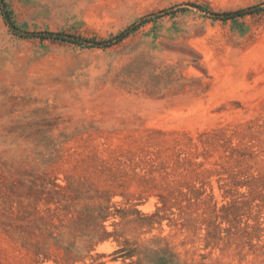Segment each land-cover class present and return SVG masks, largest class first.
<instances>
[{
	"label": "rangeland",
	"instance_id": "374dc122",
	"mask_svg": "<svg viewBox=\"0 0 264 264\" xmlns=\"http://www.w3.org/2000/svg\"><path fill=\"white\" fill-rule=\"evenodd\" d=\"M3 2L0 264H264V0Z\"/></svg>",
	"mask_w": 264,
	"mask_h": 264
},
{
	"label": "trees",
	"instance_id": "16d2710c",
	"mask_svg": "<svg viewBox=\"0 0 264 264\" xmlns=\"http://www.w3.org/2000/svg\"><path fill=\"white\" fill-rule=\"evenodd\" d=\"M0 1H1V3L3 4L4 15L6 16V19H7L8 23H9L13 28L16 29V26H15L14 23L11 22V20H10V17H9V14H8L7 10H5V4H4L3 0H0ZM246 12H247V11H245V10H237V11H234V12H229L227 15H228L229 17H236V16H240V15H244V14H246ZM132 29H133V28H128L127 30H125L124 32H122V33L119 35V38H122V37H124L125 35H127L128 33H130V32L132 31ZM47 35L51 36V35H53V34L50 32V33H48Z\"/></svg>",
	"mask_w": 264,
	"mask_h": 264
}]
</instances>
